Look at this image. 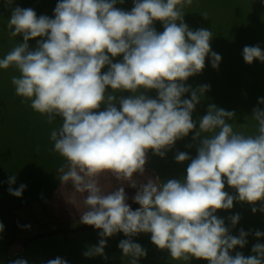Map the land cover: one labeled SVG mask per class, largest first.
<instances>
[{"label":"clouds","instance_id":"1","mask_svg":"<svg viewBox=\"0 0 264 264\" xmlns=\"http://www.w3.org/2000/svg\"><path fill=\"white\" fill-rule=\"evenodd\" d=\"M131 2L126 9V0H57L51 16L16 0L0 2L10 12L9 39L21 38L0 58V69L19 72L11 79L16 96L30 101L49 125L62 121L49 137L52 151L65 160L59 179L84 194L80 224L98 236L83 257L107 262L109 239L123 234L117 244L122 264H140L148 250L135 238L146 234L180 264H264V243H255L248 256L236 251L246 247L249 235L264 238V231L240 228L233 235L240 214L229 215L227 224L217 214L234 203L264 213V97L239 125L235 110L215 103L194 119L211 85L193 87L189 78L201 75L206 61L214 70L222 62L211 47L216 34L185 22L186 10L198 0ZM201 17L209 19L206 12ZM242 57L248 65L264 63V49L245 45ZM189 137L185 148L195 155L174 154L175 163H187L182 178L146 175L152 157L165 159ZM104 176L120 186L106 191ZM16 182L17 175H9L7 191L22 198L27 185L13 187ZM4 231L0 221V235ZM9 264L29 261L17 256ZM43 264L69 262L57 256Z\"/></svg>","mask_w":264,"mask_h":264},{"label":"water","instance_id":"2","mask_svg":"<svg viewBox=\"0 0 264 264\" xmlns=\"http://www.w3.org/2000/svg\"><path fill=\"white\" fill-rule=\"evenodd\" d=\"M2 2V0H0ZM21 7H32L37 14L52 15L57 0H16ZM122 7L130 9L131 0H126ZM185 22L192 28H208L215 38L211 43L212 50L222 56L219 70H214L210 62L206 61V67L201 75L189 78L188 83L193 87L201 84L211 85L207 99L198 106L194 119L202 116L208 103H215L226 110H235L239 125L244 123V117L251 114L253 107L257 106V99L264 97V63L254 61L248 65L242 57V49L245 45L259 44L264 49V2L262 0H198L191 9L186 10ZM206 12L209 19L204 20L201 13ZM10 12L0 7V58H3L21 38L9 39L7 22ZM156 27L162 31L157 22ZM226 37V38H225ZM233 37V40L227 38ZM35 46V41H30ZM19 76V72L11 67L8 70L0 69V221L5 225V231L0 235V264H9L10 260L17 256L24 257L29 264H43L48 259L57 256L68 260L69 264H122L121 252L117 244L123 239L119 234L109 239L105 249L109 259L105 262L100 257L86 259L82 252L86 245H94L98 241L96 231H79L77 233L59 234L47 236L28 243L21 252L12 255L14 231L19 225L15 216L18 211L35 207L51 199L58 190L62 180L59 177L63 172L59 171L65 160L52 149L50 132L59 128L62 124L60 118L49 125L46 117L33 111L29 102H22L15 94L11 79ZM155 95V92L149 93ZM127 95V93H125ZM264 108V105H260ZM255 132L252 122H249V134ZM190 142V137L177 142L172 152L165 159L152 157L149 168L162 180L168 178H182L185 175L187 163L180 165L175 163L176 150L190 151L195 155V149L188 150L185 144ZM67 167H64V170ZM16 174L17 182L13 187L21 183L27 185L22 198L9 195L6 183L9 175ZM233 193V190L226 187ZM239 213L241 220L232 234L238 235L239 229L245 231H264V213L251 211V206L244 203H234L229 211H219L217 214L225 218ZM148 250L146 259L140 264H180L172 261L167 252L158 251L151 243L149 235L141 234L135 238ZM249 243L242 251L245 256L251 255L252 246L264 243V238L259 241L253 235L248 237ZM17 255V256H16ZM123 264H127L126 261ZM192 264H207L206 261L193 260Z\"/></svg>","mask_w":264,"mask_h":264},{"label":"rangeland","instance_id":"3","mask_svg":"<svg viewBox=\"0 0 264 264\" xmlns=\"http://www.w3.org/2000/svg\"><path fill=\"white\" fill-rule=\"evenodd\" d=\"M146 175L154 177L155 173L149 168ZM101 183L107 191L120 186L121 182H117L110 176H104ZM124 186L127 188L126 183ZM128 190L131 193L132 190ZM83 200L84 194L77 192L71 181H62L50 200L35 207L18 211L15 216L19 220V225H30V228L18 226V240L13 246L12 255L21 252L27 243L41 237L93 230L91 227L80 224L79 217L85 210Z\"/></svg>","mask_w":264,"mask_h":264},{"label":"trees","instance_id":"4","mask_svg":"<svg viewBox=\"0 0 264 264\" xmlns=\"http://www.w3.org/2000/svg\"><path fill=\"white\" fill-rule=\"evenodd\" d=\"M67 170V168L64 170V171H66ZM62 175H63V173H62ZM61 175V176H62ZM18 228V227H17ZM17 228H16V230L14 231V234H15V236H16V238H15V240H14V243L13 244H15V242L18 240L17 239ZM81 231V230H80ZM86 231H93V230H86ZM77 232H79V231H77ZM76 232V233H77ZM75 233V232H74ZM61 234V233H60ZM56 235V234H55ZM49 236V235H48ZM50 236H52V235H50ZM45 237H47V236H45ZM41 238H43V237H41ZM38 239H40V238H38ZM38 239H36V240H38ZM33 241H35V240H33ZM32 242V241H31ZM30 243V242H29ZM28 244V243H27Z\"/></svg>","mask_w":264,"mask_h":264}]
</instances>
